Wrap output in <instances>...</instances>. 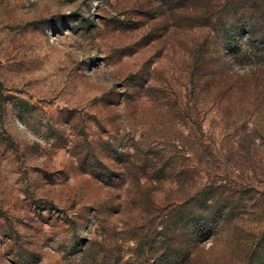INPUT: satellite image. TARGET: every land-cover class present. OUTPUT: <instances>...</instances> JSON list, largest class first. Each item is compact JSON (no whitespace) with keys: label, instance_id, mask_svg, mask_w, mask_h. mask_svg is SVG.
Segmentation results:
<instances>
[{"label":"rangeland","instance_id":"374dc122","mask_svg":"<svg viewBox=\"0 0 264 264\" xmlns=\"http://www.w3.org/2000/svg\"><path fill=\"white\" fill-rule=\"evenodd\" d=\"M0 264H264V0H0Z\"/></svg>","mask_w":264,"mask_h":264}]
</instances>
